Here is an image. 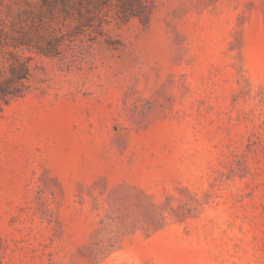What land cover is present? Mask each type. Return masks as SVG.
<instances>
[{
    "label": "rangeland",
    "instance_id": "374dc122",
    "mask_svg": "<svg viewBox=\"0 0 264 264\" xmlns=\"http://www.w3.org/2000/svg\"><path fill=\"white\" fill-rule=\"evenodd\" d=\"M42 4L0 0V264H264V0Z\"/></svg>",
    "mask_w": 264,
    "mask_h": 264
},
{
    "label": "trees",
    "instance_id": "16d2710c",
    "mask_svg": "<svg viewBox=\"0 0 264 264\" xmlns=\"http://www.w3.org/2000/svg\"><path fill=\"white\" fill-rule=\"evenodd\" d=\"M144 0H42V11L53 14L60 9L65 16H69L72 10H76L79 18H85L90 23L95 19L94 13L106 5L115 3L119 7L120 18L129 21L138 17L144 24L148 23L149 13L143 6ZM84 11L88 12L84 15ZM1 32V31H0ZM21 45L30 47L31 39L28 36H22L18 39ZM2 41L0 39V46ZM15 48L18 45H14ZM12 62L9 65L5 75H0V109L4 102L13 98L24 96L28 89L30 78V61L28 57H22L16 53H11Z\"/></svg>",
    "mask_w": 264,
    "mask_h": 264
}]
</instances>
